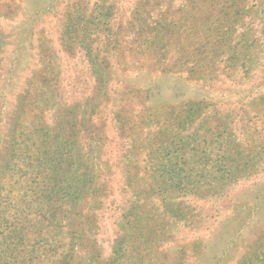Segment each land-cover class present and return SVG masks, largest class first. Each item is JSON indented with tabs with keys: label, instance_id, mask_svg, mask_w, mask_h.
<instances>
[{
	"label": "trees",
	"instance_id": "trees-1",
	"mask_svg": "<svg viewBox=\"0 0 264 264\" xmlns=\"http://www.w3.org/2000/svg\"><path fill=\"white\" fill-rule=\"evenodd\" d=\"M120 2L99 0L87 16H68L62 44L79 49L93 84L89 91L80 88L85 98L74 99L54 123L41 119L33 129L25 126L0 160V264H156L157 251L175 232L165 225L193 217L189 196L223 195L264 164L261 150L241 146L223 103L215 105L204 92L203 68L185 70L187 79L203 82L197 88L203 94L177 103H158V81L142 85L129 77L146 72L142 63L132 73L122 67L130 81L116 79V89L112 61L127 48L143 53L150 76L181 79L189 60L184 53L169 59V44L153 17L158 0H138L128 9ZM129 12L130 42L119 36L121 24L112 31ZM3 42L1 35L0 47ZM50 103L44 98L36 105L43 112ZM113 166L124 178L117 197L109 186ZM109 209L117 214L118 234L101 259L94 230L98 213ZM239 264H264V236Z\"/></svg>",
	"mask_w": 264,
	"mask_h": 264
},
{
	"label": "rangeland",
	"instance_id": "rangeland-1",
	"mask_svg": "<svg viewBox=\"0 0 264 264\" xmlns=\"http://www.w3.org/2000/svg\"><path fill=\"white\" fill-rule=\"evenodd\" d=\"M96 1L0 0V34L5 40L0 47V160L8 156L12 137L26 133L25 126L33 129L41 119L54 123L51 119L69 108L74 99L82 98L80 88H91L87 60L77 47L67 49L62 39L68 16H87ZM120 1L122 9H128L138 0ZM129 14L121 15L112 31L117 32L121 24L119 36L130 42L126 35ZM153 17L160 21V36L169 44V59L184 53L189 60L180 71L193 66L207 71L204 92L215 105L223 103L225 113L238 127L241 146L261 150L264 157V0H158ZM136 49L134 46L131 52L127 48L113 59L116 89L121 86L118 79L130 81L124 79L122 67L132 73L142 63L146 72L129 77L142 85L158 81L162 87L161 96H157L160 105L203 94L197 89L203 82L195 76L187 79L186 72V78L181 79L158 72L150 76L149 62ZM195 59L199 62L193 65ZM44 98L51 103L41 112L36 104ZM139 98L133 99V105L141 102ZM231 109L235 112L230 113ZM116 145L115 141L112 148ZM112 171L109 186L117 197L124 178L119 168L113 166ZM186 200L193 217L188 222L165 220L170 222L165 230L175 232L157 251L156 264H239L264 236V164L239 178L223 195L189 196ZM116 219L111 209L97 215L94 237L101 259L110 254L118 234Z\"/></svg>",
	"mask_w": 264,
	"mask_h": 264
}]
</instances>
